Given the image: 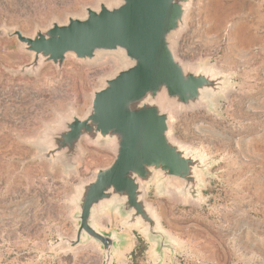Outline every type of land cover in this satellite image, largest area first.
Segmentation results:
<instances>
[{"label": "rangeland", "instance_id": "rangeland-1", "mask_svg": "<svg viewBox=\"0 0 264 264\" xmlns=\"http://www.w3.org/2000/svg\"><path fill=\"white\" fill-rule=\"evenodd\" d=\"M97 0H0V264H103L94 245L65 252L60 236L76 230L70 204L75 187L110 165L113 151L83 142L80 167L65 174L45 160L30 161L29 141L69 107L83 115L99 79L117 66L70 58L38 77L15 76L31 60L2 25L33 33L55 17L82 13ZM176 55L185 63L233 73L232 90L205 107L175 114L174 136L211 162L202 199L158 196L147 201L181 247L166 264H264V0H192ZM100 218L110 229L118 221ZM138 237V233L134 231ZM129 259L150 264L143 237Z\"/></svg>", "mask_w": 264, "mask_h": 264}, {"label": "water", "instance_id": "water-1", "mask_svg": "<svg viewBox=\"0 0 264 264\" xmlns=\"http://www.w3.org/2000/svg\"><path fill=\"white\" fill-rule=\"evenodd\" d=\"M191 5L192 0H97L82 13L36 25L33 33L2 25L31 54L28 63L7 70L15 76L38 77L50 63L60 72L70 58L84 64L117 61L99 79L83 115L69 107L29 141L37 150L30 161H48L65 174L80 167L84 141L106 146L115 156L76 185L70 200L76 230L60 236L63 251L94 245L103 264H128L143 237L150 244L149 263L166 264L181 247L147 195L152 187L158 196L202 199L211 162L178 140L172 124L178 112L211 111L214 98L229 94L233 84V73L176 55ZM107 215L118 221L110 229L100 224Z\"/></svg>", "mask_w": 264, "mask_h": 264}]
</instances>
